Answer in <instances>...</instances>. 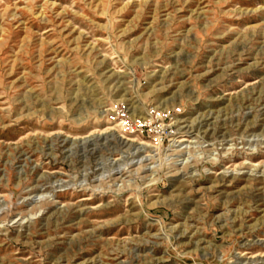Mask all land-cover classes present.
Instances as JSON below:
<instances>
[{
  "label": "rangeland",
  "instance_id": "1",
  "mask_svg": "<svg viewBox=\"0 0 264 264\" xmlns=\"http://www.w3.org/2000/svg\"><path fill=\"white\" fill-rule=\"evenodd\" d=\"M0 264H264V0H0Z\"/></svg>",
  "mask_w": 264,
  "mask_h": 264
},
{
  "label": "bare ground",
  "instance_id": "2",
  "mask_svg": "<svg viewBox=\"0 0 264 264\" xmlns=\"http://www.w3.org/2000/svg\"><path fill=\"white\" fill-rule=\"evenodd\" d=\"M130 110H129V112L130 111H133V114H131V115H136L137 116V114H135L138 110L137 109H134V107H130L129 108ZM109 110H111V111H113V108L112 109H109ZM108 111V110H107ZM125 122V121H124ZM123 123H119L118 125H122ZM161 127V126H160ZM163 128V127H162ZM176 128V127H175ZM108 130L110 129V130H114V129H116L115 127H113V126H109L108 128H107ZM177 131V130H176ZM172 133L174 134L175 132L174 131H172ZM98 138V137H97ZM104 139H106L108 142L107 143H114V144H120V145H123V147L124 146H126L127 147V149L129 148L130 150L132 149H136L135 147H133V145H128V143L127 144H125L124 142H122L121 140H118L117 138H114V139H112V140H110L108 137H105ZM93 142V140L92 139H90L89 140V142ZM131 141V140H130ZM184 141H188L186 138H182V139H179V142H184ZM249 143V142H248ZM92 144V143H91ZM142 144V143H141ZM74 145V144H73ZM86 145V144H85ZM145 145V144H144ZM149 147V146H148ZM142 148H143V146H142ZM128 149V150H129ZM99 150V149H98ZM139 151V153H140V149H139V147L136 149V151L135 152H137L138 153V151ZM133 153V152H132ZM131 153V154H132ZM130 154V153H129ZM133 155V154H132ZM136 155V154H135Z\"/></svg>",
  "mask_w": 264,
  "mask_h": 264
}]
</instances>
